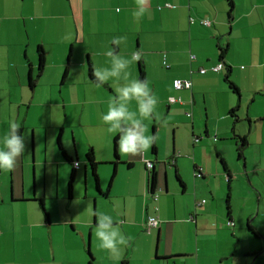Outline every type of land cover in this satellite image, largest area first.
I'll return each mask as SVG.
<instances>
[{"label": "crops", "instance_id": "obj_1", "mask_svg": "<svg viewBox=\"0 0 264 264\" xmlns=\"http://www.w3.org/2000/svg\"><path fill=\"white\" fill-rule=\"evenodd\" d=\"M232 1L149 0L136 21L134 0H0V148L13 122L25 143L15 170H0V264H88V250L97 264H264V191L257 182L264 174V0ZM115 37L126 42L116 46ZM39 46L47 52L41 76ZM109 50L125 59L139 52L127 69L130 80L147 79L158 98L161 120L143 121L145 135L157 139L140 156L122 157L118 133L101 120L124 81L96 87L88 64L110 67ZM221 60L225 67L212 70ZM227 66L239 98L225 80ZM175 79L192 85L178 90ZM173 96L182 102H170ZM72 105L81 109L71 122ZM129 109L137 110L136 101ZM240 137L247 142L243 168L234 157ZM90 149L108 195L97 190ZM149 161L157 174L153 191ZM240 188L244 207L235 210L230 198ZM96 211L132 238L118 255L98 249ZM150 215L160 219L158 228L144 225Z\"/></svg>", "mask_w": 264, "mask_h": 264}, {"label": "clouds", "instance_id": "obj_2", "mask_svg": "<svg viewBox=\"0 0 264 264\" xmlns=\"http://www.w3.org/2000/svg\"><path fill=\"white\" fill-rule=\"evenodd\" d=\"M135 9L132 16L136 21L141 20L149 11V0H134ZM119 11V9H117ZM126 42V37H115L112 43L119 46ZM110 58V67H93V76L96 87L114 80L118 84L124 81L122 86L114 88L115 96L108 101V110L102 115V123L107 125V132L119 134L118 151L124 156H140L147 152L155 143L157 137L145 135L147 126L144 120H161V114L156 111L158 98L152 93L147 79H131L129 66L141 59L139 52H134L131 59H125L116 54L114 50L105 53ZM243 68V65L241 66ZM136 101L137 110L129 109V104ZM62 122V121H57ZM20 125L11 123L10 130L3 137V148H0V170L9 173L15 170L18 158L25 150L24 139L18 134ZM80 201H77L79 203ZM96 226L95 238L99 241L97 247L101 251H108L118 255L120 247H127L131 237L122 234L118 225L114 224L113 218L102 212H95Z\"/></svg>", "mask_w": 264, "mask_h": 264}, {"label": "trees", "instance_id": "obj_3", "mask_svg": "<svg viewBox=\"0 0 264 264\" xmlns=\"http://www.w3.org/2000/svg\"><path fill=\"white\" fill-rule=\"evenodd\" d=\"M226 1L229 3L230 7L233 6V1L232 0H226ZM220 52H221V58L223 59V57L227 54V46L221 47L220 48ZM46 53H47L46 50L42 46H39V48H38L39 62H38V73H37V76H41V74H42V72L44 70V67L46 65ZM221 62H223V60H221ZM88 65H89V77L95 83V81H94L95 78H94V76L92 74L93 73V67H92V65L90 63ZM224 67H225V63H224ZM66 75H67V70L64 72V78L66 77ZM141 76H142V78H144L143 72H141ZM225 80L228 83V85L230 86V88L232 89V91H234L238 95H240L238 86L234 83V81L231 78V67L230 66H227V73L225 75ZM35 85H36V78L34 79V78L31 77L30 78V87L34 88ZM231 113L234 114L235 110H232ZM18 134L21 135V129L18 130ZM61 134H62V129H60L59 135H58V145H59V147L62 150ZM118 139H119V134L115 137L116 150H117ZM246 146H247V142H246L245 138L244 137H240V144L238 145V148H237V153H238V157L239 158L243 157L244 149H245ZM66 157H67V159L69 161H72V158H70L69 156H66ZM115 157H116V160L114 162H112L114 165H116L118 160H119L117 152L115 153ZM86 161H87V163H88V165H89V167H90V169L92 171V174H93L94 178L96 179L98 192L100 194H102V195H108V191L102 192L100 187H99V178H98V173H97L98 170L97 169H98V165L101 164V163L97 162L95 160L94 153H93L92 149H90L88 151V153L86 154ZM221 165H222L223 169L225 170L226 174L231 177V174L228 172L229 170L227 168V164H226V162H225V160L223 158H221ZM152 169H151V173H150V176H149L150 191H153L155 189V186H156V183H157V174L155 172V169H153V171H152ZM75 173H76V170L73 169L71 174H70V177H69L68 186H69V195L70 196L72 195V191H73V187H74ZM115 174H116V171L114 170V172L112 174V177H111V181L115 177ZM39 203L41 205V208H42L45 216L48 218L49 217V213H48V211H47V209L45 207L44 200L43 199H39ZM230 213H231V209H230V207L228 205V214H230ZM248 229L254 234H256V232H257L250 223L248 224ZM88 254L90 256L88 263L89 264H94L95 257L93 255V253L90 250H88Z\"/></svg>", "mask_w": 264, "mask_h": 264}, {"label": "built area", "instance_id": "obj_4", "mask_svg": "<svg viewBox=\"0 0 264 264\" xmlns=\"http://www.w3.org/2000/svg\"><path fill=\"white\" fill-rule=\"evenodd\" d=\"M195 21V18L193 16L190 17V22L193 23ZM201 23L204 24V25H210L211 22L210 20L208 19H202L201 20ZM196 56L195 55H192V58H195ZM224 68V63L223 62H220L218 63L217 65L213 66L212 67V70L214 71H219L221 69ZM202 73L206 72V69L205 68H201L200 70ZM174 87L178 90L180 89H184V88H190L192 83L190 80H183V79H175L174 80ZM170 102H182V99L180 97H170ZM188 115H190V113H188ZM75 165H79V162H75ZM154 167V162L153 161H149L147 162V168L150 170ZM201 169L202 168H199V171L201 172ZM206 200L204 199L203 202H205ZM160 224V219L157 217V216H153V215H150L147 217L144 225L146 226V228L148 230H151L153 228H157Z\"/></svg>", "mask_w": 264, "mask_h": 264}, {"label": "rangeland", "instance_id": "obj_5", "mask_svg": "<svg viewBox=\"0 0 264 264\" xmlns=\"http://www.w3.org/2000/svg\"><path fill=\"white\" fill-rule=\"evenodd\" d=\"M237 96H238V98L240 97V95H238L237 94ZM70 110H69V113H70V121L72 122V120L76 117V114H77V111L78 110H80L81 109V107L80 106H76V105H72L70 108H69ZM74 121V120H73ZM79 136V135H78ZM77 136V137H78ZM81 137H82V139L83 140H85L86 138H87V135H84V134H81ZM72 139H74V137H72L71 136V143H72ZM234 157H235V161H236V163H238L239 162V166H242V168L244 167V163H243V159H241V158H239L238 157V153H237V149H236V151H234ZM214 158H217V153L214 155ZM239 159H241V160H239ZM235 174V173H234ZM236 175V174H235ZM260 181V183L258 184L259 186H258V188L261 190V191H264V174H262V175H260V176H258V181L257 182H259ZM255 188H253V190H252V192L254 193V195L257 197L258 196V194H257V192H258V190H254ZM235 190H237V188H235ZM234 190V195H233V198H230V200H231V205H232V201H233V203H234V209L235 210H237L238 208H240V209H242L244 206H243V200H244V196H243V189L242 188H240V191L239 192H237V191H235ZM233 207V206H232ZM94 208V207H93ZM50 209L52 210V208L50 207ZM52 212H53V217H55L56 218V213H57V211H56V209L54 210H52ZM59 236H57L56 238H58ZM92 252V251H91ZM94 255V254H93ZM89 258H90V256H89ZM89 264V263H88ZM94 264H97V261H95V259H94Z\"/></svg>", "mask_w": 264, "mask_h": 264}]
</instances>
